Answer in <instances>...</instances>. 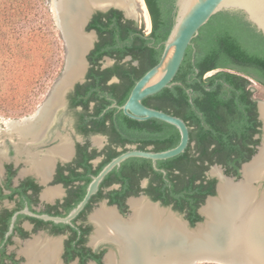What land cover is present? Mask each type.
<instances>
[{"label":"flooded vegetation","instance_id":"obj_1","mask_svg":"<svg viewBox=\"0 0 264 264\" xmlns=\"http://www.w3.org/2000/svg\"><path fill=\"white\" fill-rule=\"evenodd\" d=\"M124 19L133 18L124 15ZM87 31L94 46L86 55L88 64L83 57L84 64L89 66L85 80L69 91L56 120L50 119L53 118L50 110L48 121L38 128L36 135L29 134L22 141L17 137L14 141L10 138L6 143L7 157L0 171V264L28 262L25 248L35 241L40 250L48 241V244H57L60 264L73 261L104 264L111 251L119 259L118 250L111 249L114 246L112 240L94 239L97 230L94 214L105 206L114 208L126 218L133 211L131 199L142 197L146 200L145 196L153 199L157 194L161 183L158 182V171L170 179L167 169L159 166L160 160L155 163L152 159L136 156L114 166L97 181L113 159L124 152L169 149L172 129L161 120L146 123L149 119H134L137 121L134 126L127 125L130 120L118 106L126 102L133 86L146 72L139 75L140 61L131 54L118 58L105 53L94 61L100 49L95 53L92 51L101 38L97 30L87 28ZM92 66L101 71L119 66L102 75V84L111 89L103 90L101 95H87L85 88L78 87L88 82ZM116 84L122 85L112 87ZM127 84L132 87L121 103L122 86ZM57 102L60 100L54 101L53 106ZM257 113L258 129L251 131L248 137L234 140V148L241 150L234 155L233 161L238 174H227L226 168L219 164L236 181L243 179L244 166L254 160L264 142V121L258 101ZM62 147L67 148L68 153H59L58 148ZM252 184L259 186L260 182L254 180ZM52 263L56 264H49Z\"/></svg>","mask_w":264,"mask_h":264},{"label":"trees","instance_id":"obj_2","mask_svg":"<svg viewBox=\"0 0 264 264\" xmlns=\"http://www.w3.org/2000/svg\"><path fill=\"white\" fill-rule=\"evenodd\" d=\"M28 2L0 0V33L26 13ZM145 2L152 19L149 33H145L134 19L125 20L123 11L117 8L93 15L87 28L97 30L101 38L92 51L100 49L94 61L105 53L118 58L131 54L140 61L139 75L160 61L164 41L174 24L176 0ZM119 66L104 71L92 66L88 82L78 87L85 88L87 95H101L103 90L111 89L102 84V75ZM209 72L213 73L208 75ZM251 79L264 85V33L242 12L222 10L201 27L186 50L174 79L177 83L143 100L150 107L182 117L190 127L186 150L160 160L159 166L167 169L170 179L163 177V172H157L161 183L153 200L172 205L184 213L192 225L203 220L198 210L207 196L216 194L217 179L210 178L207 171L214 164H222L227 174H238L233 161L234 155L241 150L234 148V140L248 137L260 125L257 101L249 88ZM121 85L112 87L120 88ZM131 87L130 84L122 86L121 103ZM125 117L130 120L127 125L137 123ZM152 120L160 119L151 118L145 122ZM161 121L172 129V142L168 145L172 148L180 142V131L175 125Z\"/></svg>","mask_w":264,"mask_h":264},{"label":"bare ground","instance_id":"obj_3","mask_svg":"<svg viewBox=\"0 0 264 264\" xmlns=\"http://www.w3.org/2000/svg\"><path fill=\"white\" fill-rule=\"evenodd\" d=\"M72 1L61 0L59 3V15L66 30L69 48V70L57 88L55 102L61 99L68 82L79 78L86 69L83 57L93 41L91 35L83 31L86 11L93 7L116 5L125 8L130 15L136 13L133 0H76L75 4ZM136 1L149 26L151 18L145 0ZM260 110L264 121V102H260ZM49 112L46 110L38 121L22 126L12 124L11 120L5 121L6 128L0 126V133L4 131L13 141L16 137L22 141L23 137L38 133V128L48 121ZM3 144L5 139L0 137V146ZM58 152L66 154L68 149L58 148ZM45 162L43 167L46 166ZM219 168H213L217 176L221 175ZM243 170V179L238 183L229 179L221 180L219 195L211 198L203 208L208 219L206 224H200L201 229L209 228L207 237H215L214 244L220 248L219 257L223 264H257L264 256V189L259 185L261 191L259 186L252 184L264 174V142L258 155ZM130 204L133 211L126 218L121 217L114 208L105 206L93 216L97 223L94 239L101 240L104 237L120 246V258L109 252L106 264H186L182 245L187 229L184 220L142 197L131 199ZM210 231L213 233L210 234ZM48 243L43 250L38 248L37 241L26 244V264H60L57 261L58 245ZM231 252L235 255L233 261L230 260Z\"/></svg>","mask_w":264,"mask_h":264},{"label":"water","instance_id":"obj_4","mask_svg":"<svg viewBox=\"0 0 264 264\" xmlns=\"http://www.w3.org/2000/svg\"><path fill=\"white\" fill-rule=\"evenodd\" d=\"M76 0L72 1V4H75ZM53 7L56 10V19L60 29L62 30L64 39L66 41L67 48V61L66 66L62 75L59 77L58 81L48 94L46 100L43 104L37 109L36 114H32L26 116L22 119H12V124L16 126H22L25 123L38 121L42 115H44L45 111L51 110L53 114V118L51 120H56L58 114L61 110H63L66 102V96L71 89L75 87V85L85 80V76L88 70L86 67L84 73L79 76V78L75 80H71L68 82L63 92L61 93L60 103L57 102L54 104V99L56 95L57 88L63 81L64 77L67 74L68 68V43L66 30L62 23V18L59 15V3L61 0H52ZM112 8H117L123 11L124 15L129 18L136 19V13L130 15L127 13L126 9L116 5H106L100 7L89 8L86 11V22L83 25V31H87V25L91 19V17L98 11L107 12ZM222 10H230V11H240L242 12L246 19L249 20L259 31L264 33V0H176L175 2V18L174 24L171 29V32L168 38L164 41V50L161 56L160 61L151 67L146 73L137 80L135 85L133 86L130 95L126 102L119 107L127 116L137 119V120H146L151 118H157L168 123L175 125L181 134L180 142L167 150L163 151H144V150H130L122 153L118 157L114 158L113 161L105 168V170L101 173V175L97 178L99 181L106 172H108L114 166L120 164L122 161L129 157H145L152 159L155 163L158 160H164L171 157H175L181 153H183L189 145L190 142V127L188 123L180 116L170 114L166 111L150 107L146 105L143 100L150 96L154 95L166 87H171L177 82L174 81L175 76L177 75L180 66L184 60L186 50L190 45L193 44V39L199 34L201 27L206 24L209 19L219 11ZM151 17V15H150ZM94 33V32H93ZM94 46V41L91 47L84 53V59L87 62L86 55ZM260 110V102L258 103ZM52 106V108L50 107ZM51 108V109H50ZM261 114V110H260ZM262 118V116H261ZM263 119V118H262ZM0 126L5 129V122H0ZM264 128V127H263ZM0 137L5 139L4 146L0 147V171L3 169L4 160L7 157L6 154V143L10 140L9 137L6 136V132L0 133ZM18 140L21 141L19 138ZM214 166H218L221 169V175L217 176L213 173ZM207 174L210 177H216L218 179L216 194L208 195L205 202L200 206L199 212L203 216V221L196 222L195 225H192L190 221L185 217L184 213L177 211L173 208L172 205H163L160 200H153L148 196L145 198L151 202L157 204L159 207L167 209L168 211L176 214L184 220L186 224V238L182 243L183 249L185 250V261L186 264H202V263H218L223 264L221 258L219 257V247L215 246L214 241L215 237H207V230L205 228L201 229L200 224L207 223V215L204 213L203 208L207 204V202L219 195V184L223 179H229L234 183H238L234 177L227 175L221 165L214 164L207 171ZM96 181V183H97ZM260 182V186L264 189V174L258 179ZM95 183V185H96ZM89 196L87 197V199ZM86 199V201H87ZM210 234L213 231L209 232ZM120 254V246L115 242L111 241ZM115 251V249H112ZM235 255L230 253V260H235ZM70 264H78L76 261L71 262ZM88 264H97L95 261L89 262ZM106 264V262L104 263ZM243 264V263H241ZM249 264V263H248ZM254 264V263H250ZM257 264H264V256Z\"/></svg>","mask_w":264,"mask_h":264},{"label":"rangeland","instance_id":"obj_5","mask_svg":"<svg viewBox=\"0 0 264 264\" xmlns=\"http://www.w3.org/2000/svg\"><path fill=\"white\" fill-rule=\"evenodd\" d=\"M132 3L137 15L135 21L149 33L152 19L147 26L139 4L136 0ZM52 4V0H29L26 13L0 33V122L34 114L64 71L66 41ZM249 88L258 103L264 102V85L251 79Z\"/></svg>","mask_w":264,"mask_h":264}]
</instances>
